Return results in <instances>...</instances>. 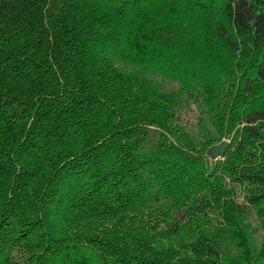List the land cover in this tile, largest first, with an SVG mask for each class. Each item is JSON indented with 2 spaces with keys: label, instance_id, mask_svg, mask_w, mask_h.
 I'll use <instances>...</instances> for the list:
<instances>
[{
  "label": "trees",
  "instance_id": "16d2710c",
  "mask_svg": "<svg viewBox=\"0 0 264 264\" xmlns=\"http://www.w3.org/2000/svg\"><path fill=\"white\" fill-rule=\"evenodd\" d=\"M0 264H264V0H0Z\"/></svg>",
  "mask_w": 264,
  "mask_h": 264
},
{
  "label": "rangeland",
  "instance_id": "374dc122",
  "mask_svg": "<svg viewBox=\"0 0 264 264\" xmlns=\"http://www.w3.org/2000/svg\"><path fill=\"white\" fill-rule=\"evenodd\" d=\"M161 83L164 85L165 88H176V83L168 80H162ZM195 117V110L193 106L190 107H184L181 112V118L184 122L192 123L193 119Z\"/></svg>",
  "mask_w": 264,
  "mask_h": 264
},
{
  "label": "water",
  "instance_id": "95a60500",
  "mask_svg": "<svg viewBox=\"0 0 264 264\" xmlns=\"http://www.w3.org/2000/svg\"><path fill=\"white\" fill-rule=\"evenodd\" d=\"M229 145V140L222 139L220 142L217 144L211 146L206 150V155L211 159V160H216L218 159L224 152L226 151L227 147Z\"/></svg>",
  "mask_w": 264,
  "mask_h": 264
}]
</instances>
